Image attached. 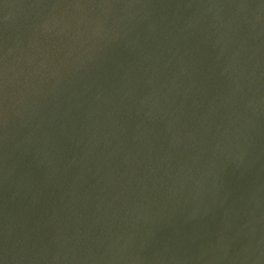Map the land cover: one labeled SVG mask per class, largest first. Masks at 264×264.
<instances>
[{
    "label": "water",
    "instance_id": "obj_1",
    "mask_svg": "<svg viewBox=\"0 0 264 264\" xmlns=\"http://www.w3.org/2000/svg\"><path fill=\"white\" fill-rule=\"evenodd\" d=\"M0 264H264V0H0Z\"/></svg>",
    "mask_w": 264,
    "mask_h": 264
}]
</instances>
